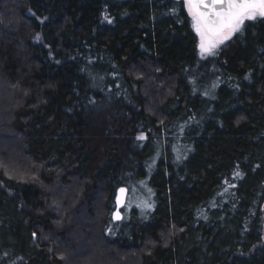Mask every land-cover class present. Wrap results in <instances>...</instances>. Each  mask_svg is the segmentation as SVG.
Wrapping results in <instances>:
<instances>
[{
	"label": "trees",
	"instance_id": "obj_1",
	"mask_svg": "<svg viewBox=\"0 0 264 264\" xmlns=\"http://www.w3.org/2000/svg\"><path fill=\"white\" fill-rule=\"evenodd\" d=\"M0 264H264V18L201 58L183 0H0Z\"/></svg>",
	"mask_w": 264,
	"mask_h": 264
},
{
	"label": "snow or ice",
	"instance_id": "obj_2",
	"mask_svg": "<svg viewBox=\"0 0 264 264\" xmlns=\"http://www.w3.org/2000/svg\"><path fill=\"white\" fill-rule=\"evenodd\" d=\"M183 3L200 38L202 56L213 55L220 44L241 30L245 20L264 18V0H183ZM138 139H144L143 135ZM119 191L124 193L125 189ZM113 218L119 219V215L114 214Z\"/></svg>",
	"mask_w": 264,
	"mask_h": 264
},
{
	"label": "rangeland",
	"instance_id": "obj_3",
	"mask_svg": "<svg viewBox=\"0 0 264 264\" xmlns=\"http://www.w3.org/2000/svg\"><path fill=\"white\" fill-rule=\"evenodd\" d=\"M233 35L229 39L225 40L222 44H220L216 48L215 53L218 51V49L222 45H224L227 41H229L233 37ZM197 37H198V50H199L200 57L201 58H207V57L212 56V55H203V56L201 55L200 48H199L200 38L198 35H197ZM141 190L138 189L135 191L132 189V191H130V192L127 191L128 194H127L126 204L121 211L123 217H122L120 222H113L112 220H111V222H108V225L106 227V233L114 235V233L117 230L119 231V229H121V227L123 226L122 224L125 221H129L135 215H138V216L140 215L139 218L142 219L147 215L148 212L151 211V209L153 207V200H152L151 194L148 192H146L148 195L144 194V192ZM111 213H112V211L110 212V217H111Z\"/></svg>",
	"mask_w": 264,
	"mask_h": 264
},
{
	"label": "water",
	"instance_id": "obj_4",
	"mask_svg": "<svg viewBox=\"0 0 264 264\" xmlns=\"http://www.w3.org/2000/svg\"><path fill=\"white\" fill-rule=\"evenodd\" d=\"M125 189V192L124 193H121L119 190L120 189ZM127 189L125 187H119L116 191V194H115V199H114V203H115V208H114V211L112 212L111 214V219L113 222H120L123 215H122V209L124 208L125 204H126V200H127ZM117 196L120 197V203L117 204ZM114 214H118L119 215V219H114Z\"/></svg>",
	"mask_w": 264,
	"mask_h": 264
},
{
	"label": "flooded vegetation",
	"instance_id": "obj_5",
	"mask_svg": "<svg viewBox=\"0 0 264 264\" xmlns=\"http://www.w3.org/2000/svg\"><path fill=\"white\" fill-rule=\"evenodd\" d=\"M114 208H115V207H114ZM113 211H114V209H113ZM113 211H112V212H113Z\"/></svg>",
	"mask_w": 264,
	"mask_h": 264
}]
</instances>
